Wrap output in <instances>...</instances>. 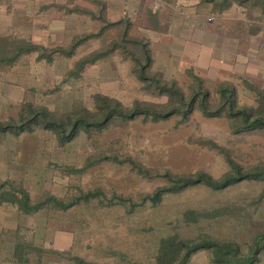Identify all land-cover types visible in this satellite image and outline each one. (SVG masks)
Here are the masks:
<instances>
[{"label":"rangeland","instance_id":"obj_1","mask_svg":"<svg viewBox=\"0 0 264 264\" xmlns=\"http://www.w3.org/2000/svg\"><path fill=\"white\" fill-rule=\"evenodd\" d=\"M106 1L0 0V59H9L0 60V125L35 114L71 134L61 142L34 123L0 134V196L23 191L42 208L25 213L0 201V264H164L168 238L231 243L243 257L261 247L248 264H264L256 241L264 179L221 189L199 183L150 199L199 173L222 180L232 174L229 160L244 173L264 172V128H239L244 121L222 96L232 91L233 113L264 118V7L179 0L174 10L165 0L153 14L148 0L115 19ZM32 45L41 50L19 54ZM149 56L146 77L179 90L183 102L142 79ZM104 97L127 110L181 112L73 132L79 118H102ZM181 263L179 255L173 264ZM184 264L225 263L201 248Z\"/></svg>","mask_w":264,"mask_h":264},{"label":"trees","instance_id":"obj_2","mask_svg":"<svg viewBox=\"0 0 264 264\" xmlns=\"http://www.w3.org/2000/svg\"><path fill=\"white\" fill-rule=\"evenodd\" d=\"M207 1L208 3H211V2L215 3V7L219 5L221 6L223 5V6H226L225 8L227 9L231 6V3L234 0H207ZM238 1L241 3H244V2H249L250 0H238ZM253 1L256 3L255 5H258V6L262 5L264 7V0H253ZM125 36H127L126 33H125ZM38 50H41V47L32 45V48L30 50H19V54L26 52V51L31 52V51H38ZM99 58H93L89 61L85 60L82 66L87 64V62L94 63ZM0 60L5 61V62L9 61V59H5V58H2ZM152 60L153 59L150 56L147 59H145L146 63L145 65L141 67L142 79L143 80L150 79L151 83H155L159 87V90L161 93H165L169 97L177 99V102L179 103L183 102L184 99L182 97V93L179 92V90L173 87L165 86V85L162 86L155 78L146 77V74H145L146 69L149 67ZM222 96L227 98V101L229 102L230 107L228 110H229L230 115L239 116L238 118L244 121L243 124H240L239 128L245 127L246 125L247 126L255 125L256 127L264 128V118H254L252 120L251 119L253 117L252 114L248 110H244V109L238 110L235 113L232 112L234 111L235 107L233 103H231L232 101L231 100V96H232L231 90H229L228 88L224 89L222 91ZM103 102L105 104H103V106H101L100 108V111L103 112L101 119L100 118L99 119H89V117L79 118L75 120L74 122H72L71 124L72 131L75 132V129L77 128H80V129L84 128V129H87L88 131L92 129L100 131V129H104L109 124V122H111V120L118 119V118H121L123 120H133L136 118L137 115H143L146 118L149 117L155 120H159V119L166 120L171 115H175L181 112L180 108L156 110L154 109L153 106H150V105L145 106V107H143V105H139L133 109L127 110V109H123V107L118 102L114 103L113 101H111L109 98H106V97L103 98ZM202 110L207 111V108H202ZM31 123H34L36 125H41L45 129H48V130H54L55 132L59 134L61 142H65V140L69 139V137L71 136L70 133L67 134L66 130L63 127L61 128V130L60 129L58 130L57 128H60V126L53 123L52 120H47L43 116L36 118L35 114L32 115V117L29 120L22 122L21 126H16V125L13 126V124H10V123H7L5 125H0V134L8 132V131L17 133L15 129L24 130ZM229 163L232 167V174L227 175L222 180H215L205 173H199L195 177H188V178H184V179H180L176 181L168 189L158 190L150 199L152 202L157 204L163 199L166 192H180L186 187L196 185L199 183L205 184L214 189H221V188L231 186L243 179H259V180L264 179V172L249 171L247 173H244L243 170L239 166H237V164H235L233 161L229 160ZM18 193L20 195L16 193H15L16 195L15 194L11 195L8 192H4L0 196V199H1L0 201L1 202L10 201V203H14V204L17 203L21 207L22 211H24L25 213H34L42 209L40 205H36V206L30 205V198L27 193L23 191H20ZM256 241L259 244L264 243V232H262L261 234L257 236ZM201 248L213 249V251H215L218 261L225 263V264H248L249 262L252 263L253 259H255L256 255L259 253V251H261V247L256 248V250H254V252L252 253V256L243 257L240 255L238 247H236L234 244H231V243H226L223 245V244H220L214 241L204 240L200 244H195L189 241L182 240L180 238H168V239L163 240L162 248L159 254V262L164 263V264H173L175 259H177L179 255H182L181 264H184L189 259L191 253Z\"/></svg>","mask_w":264,"mask_h":264},{"label":"crops","instance_id":"obj_3","mask_svg":"<svg viewBox=\"0 0 264 264\" xmlns=\"http://www.w3.org/2000/svg\"><path fill=\"white\" fill-rule=\"evenodd\" d=\"M147 1L148 0H107L106 2L108 3V11L110 13H112L111 15L116 19H120L123 17V15H125L127 13L128 10H140V9H145L146 5H147ZM173 6L170 8L174 9V10H181L180 8V4L179 3H183L182 1L179 0H170ZM197 1V0H195ZM199 1V5H200V0ZM150 2H154V6H150L151 9L153 10V14L156 13L158 10H161L162 7H165V0H149ZM194 8L190 7V10H194V14L197 12V10L195 9L197 3L194 2ZM187 8V7H186ZM110 15V16H111Z\"/></svg>","mask_w":264,"mask_h":264}]
</instances>
